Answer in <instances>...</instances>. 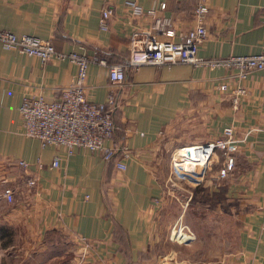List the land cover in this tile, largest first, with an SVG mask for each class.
I'll return each mask as SVG.
<instances>
[{"label": "crops", "instance_id": "1", "mask_svg": "<svg viewBox=\"0 0 264 264\" xmlns=\"http://www.w3.org/2000/svg\"><path fill=\"white\" fill-rule=\"evenodd\" d=\"M126 1L0 0V30L51 40L64 53L99 52L116 64L128 61L133 32L150 30L156 18L168 20L176 34L195 25V0H135L145 10L156 8L155 17L134 16ZM209 7L199 56L262 51L264 0H209ZM106 9L111 10L109 29L103 30L99 21ZM231 71L187 63L128 67L125 84L114 87L108 67L90 63L88 99L101 103L111 92L117 96L115 139L131 151L121 170L116 166L120 154L112 161L87 148L68 155L63 147H43L23 134L24 97L57 100L77 66L69 60L43 63L0 43V225L23 237L18 242L23 255L12 259L4 253L14 244L0 242V264H19L18 256L30 264L61 258V253L45 252L50 234L57 241L69 236L75 245L71 264H264V72H252L241 82L249 95L235 108L231 89L236 83L220 89ZM228 126L240 140L234 169L217 178L224 164L218 150L205 179L194 185L201 199L212 200L209 210L217 216L215 226H206L208 231L215 227L216 234L207 236L203 225L189 219L193 192L181 194L175 188L178 179L170 178L172 158L182 147L223 136ZM190 155L182 153L181 166L193 165ZM56 157L59 165L53 167ZM29 178H36L35 186L27 185ZM4 186L14 190L13 203L2 198ZM172 232L179 240L191 233L195 238L179 242ZM80 236L92 243L90 249L82 247ZM60 241L65 244L64 238Z\"/></svg>", "mask_w": 264, "mask_h": 264}, {"label": "built area", "instance_id": "2", "mask_svg": "<svg viewBox=\"0 0 264 264\" xmlns=\"http://www.w3.org/2000/svg\"><path fill=\"white\" fill-rule=\"evenodd\" d=\"M125 4L134 16H156V8L145 10L135 0H127ZM160 8H166V3L162 2ZM209 11V0H195L193 10L195 25L187 32L180 34H176L174 29L168 27V20L156 18L150 30L133 32L128 61L116 64H110L97 52L92 54L77 51L64 53L58 51L51 40L30 34H16L0 30V43L6 50H16L29 56H36L43 63L52 59L69 60L77 66V73L72 82L59 88L60 96L57 100L48 102L41 94L24 97L20 106L23 134L39 139L43 147L47 145L63 147L68 155H73L77 148L99 152L105 160H111L120 154L116 166L121 170L126 169L124 160L131 156V151L126 145L114 139L117 126L113 116L115 109L118 108L117 96L111 92L107 100L101 103H94L88 99L86 90L90 63L107 66L110 82L114 87L125 84L128 67L138 69L144 65L159 67L178 63L212 69L224 67L232 71L224 78L220 89L226 91L229 89V82L236 83L231 92L233 105L238 108L241 97L249 95L247 88L241 82L252 72H264V48L256 54L230 55L225 58L207 59L199 56L200 45L208 34L206 18ZM110 14L109 9L102 12L99 21L101 29H109ZM261 98L264 100V79ZM239 143L240 140L235 135L234 127L228 126L224 129L223 136L213 141L178 149L172 158L170 178H190V180L203 181L211 169L212 159L218 150L224 156V164L218 170L217 178L228 177L235 166L234 154L238 151ZM191 151H194L196 155L194 160L193 157H189L188 160H192L191 162H194L197 168L194 170L181 169L177 160L179 153L190 155ZM19 164L24 168L29 166V163L23 160L19 161ZM58 165L59 158L56 157L52 166L57 167ZM26 182L29 187H32L36 185L37 180L29 178ZM2 198L8 203L15 201L12 187L4 186ZM180 229L178 227V231ZM173 232L171 238L179 242H188L195 238L191 233L183 240H179L173 236ZM78 240L84 249L92 247V243L86 237L80 236Z\"/></svg>", "mask_w": 264, "mask_h": 264}, {"label": "rangeland", "instance_id": "3", "mask_svg": "<svg viewBox=\"0 0 264 264\" xmlns=\"http://www.w3.org/2000/svg\"><path fill=\"white\" fill-rule=\"evenodd\" d=\"M193 165L192 166H188V167H182L181 168H186V170H194L195 167L194 162H192ZM174 178V177H173ZM179 180L181 182H179ZM200 182L199 181H195V180H190V178H185V179H178L177 183L175 184V188L177 187V190L179 192H182L181 194H184L186 191V189H188V195L190 194V191L193 192V199H192V207L193 209L191 210L193 212V215L190 216L189 219L192 220L191 223H193L194 225H203V230H204V234L209 236H215L216 234V230L215 227H213L211 229V231H208L206 229V226H208L207 224H212V225H216V220H217V216L215 214H213V212H211L209 209H211V203L212 200L210 199V203L206 202L205 199H201V192H200V188L198 187ZM194 185H198V186H194ZM195 187V188H194ZM182 198V197H181ZM209 205H207V204ZM212 213V214H211ZM4 221V220H3ZM2 221V222H3ZM4 225H0V242H6V244L11 243L14 244V246H10L11 248L8 249V253H4L6 255V257L11 258V256L14 255H23L21 249L22 247H20L18 245V242L21 241V243L23 242V237L19 236V232H17V235H15L14 232H9L6 228L7 231H4ZM178 228V226H177ZM61 236V235H60ZM57 238H59L58 236L55 235H51L47 237L48 239V245L47 248L45 250V252L49 253V255L51 254H56V253H61L63 254L61 258L52 260L51 263L47 262V264H71V260L74 258L75 256V245L72 244L71 241H69V236L65 235V236H61L60 240L64 238V242L65 244H62L63 241L58 240ZM69 239V240H68ZM49 249V250H48ZM30 254V252H29ZM4 255V256H5ZM21 259L22 262H20L19 264H30L29 262H25L23 261V258L21 256H18L19 260ZM44 259V258H43ZM8 263V262H6ZM34 264V263H33ZM40 264V263H38Z\"/></svg>", "mask_w": 264, "mask_h": 264}, {"label": "trees", "instance_id": "4", "mask_svg": "<svg viewBox=\"0 0 264 264\" xmlns=\"http://www.w3.org/2000/svg\"><path fill=\"white\" fill-rule=\"evenodd\" d=\"M98 54H100L99 52H97ZM116 63H121V62H116ZM116 110H117V108L115 109V111H114V121H115V115H116ZM115 124H116V126H117V129H116V131H115V134H116V132L119 130V127H118V125H117V123H116V121H115ZM114 139H115V137H114ZM116 140V139H115ZM116 142H118L119 143V141H117L116 140ZM118 156H119V154L118 155H116L114 158H112L111 160H109V161H112V160H116L117 158H118Z\"/></svg>", "mask_w": 264, "mask_h": 264}, {"label": "bare ground", "instance_id": "5", "mask_svg": "<svg viewBox=\"0 0 264 264\" xmlns=\"http://www.w3.org/2000/svg\"><path fill=\"white\" fill-rule=\"evenodd\" d=\"M191 153H192V151H191ZM195 154V153H194ZM196 155V154H195ZM195 155L194 156H192V154L190 155L191 157H193V160H194V157H195ZM180 156H182V154H180L179 153V155H178V158H177V160L179 161L180 159H179V157ZM180 164V168H181V163H179ZM188 163H186V165H187ZM195 166V165H194ZM183 167V166H182ZM181 169H184V168H181Z\"/></svg>", "mask_w": 264, "mask_h": 264}]
</instances>
